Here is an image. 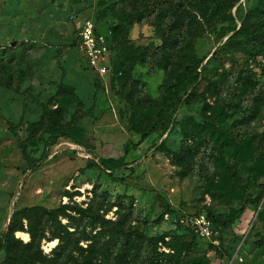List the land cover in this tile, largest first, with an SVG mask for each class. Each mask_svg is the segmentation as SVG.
Masks as SVG:
<instances>
[{"label":"rangeland","instance_id":"374dc122","mask_svg":"<svg viewBox=\"0 0 264 264\" xmlns=\"http://www.w3.org/2000/svg\"><path fill=\"white\" fill-rule=\"evenodd\" d=\"M84 19L108 34L99 71L77 44ZM216 29L232 31L214 43ZM204 56L173 121L149 131L164 87ZM181 213L208 214L212 236ZM6 230L45 264H264V0H0Z\"/></svg>","mask_w":264,"mask_h":264},{"label":"trees","instance_id":"16d2710c","mask_svg":"<svg viewBox=\"0 0 264 264\" xmlns=\"http://www.w3.org/2000/svg\"><path fill=\"white\" fill-rule=\"evenodd\" d=\"M184 9V7L177 2V6L174 9L175 11H179L181 9ZM97 24H99L101 21L97 20ZM247 23L246 20H242L241 26ZM95 23V25L97 26ZM216 26L212 25L214 28ZM215 30V29H214ZM213 30V31H214ZM217 31L211 32V35L213 37L214 43L220 42L226 35H228L231 30H223V29H216ZM205 56L200 59H190L182 71H180L179 75L176 77L175 81L172 84L166 85L164 87V91L160 98V103L158 106V113L155 115L154 120L152 122V125L150 126L149 131L153 132L156 129H159L162 124V122H165L164 130L167 129V126L169 123H171L174 119V116L179 111L180 106L184 105L185 100L187 98L188 92L194 88L196 85L199 84L201 78H200V72H198V69H202L201 63L203 62ZM13 135L16 137V133L11 130ZM60 138L59 134H52L49 138V143L46 146V151L33 163H28V169L30 171H36L39 170L42 166H44L49 161V148L54 143L53 140L56 138ZM144 140V139H143ZM24 156V154H23ZM24 158L27 160V157L24 156ZM98 164L101 169L104 171H108L110 173L114 172L116 170L113 169L106 161L102 159H98ZM128 163L122 161L121 165L117 167V169H127ZM260 195H256L253 198L247 199L248 203H256L260 200ZM246 204H243L239 210L238 213H242L244 207ZM182 217V213L180 214ZM197 215V214H196ZM208 216V214H207ZM209 218V216H208ZM210 219V218H209ZM212 223V222H211ZM213 227V224H212ZM194 233V232H193ZM9 235L7 230L4 231L0 236V249L3 250L6 254V260L5 264H13L17 262H22V264H45L43 262V258L39 261V257L35 253H31L28 251H21L18 255H15L14 252L17 250L16 244H12L11 241L8 240ZM24 247H30L28 243L25 244ZM21 264V263H20Z\"/></svg>","mask_w":264,"mask_h":264},{"label":"built area","instance_id":"2783aa9c","mask_svg":"<svg viewBox=\"0 0 264 264\" xmlns=\"http://www.w3.org/2000/svg\"><path fill=\"white\" fill-rule=\"evenodd\" d=\"M94 23L90 19H84L76 31V40L90 66L99 71L108 61L109 49L106 43L108 34L100 33ZM178 219L201 239L210 238L213 234L211 220L204 213L184 217L180 215Z\"/></svg>","mask_w":264,"mask_h":264}]
</instances>
